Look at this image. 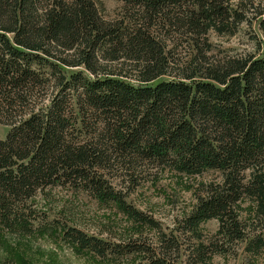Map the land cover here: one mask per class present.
I'll list each match as a JSON object with an SVG mask.
<instances>
[{"label": "trees", "instance_id": "16d2710c", "mask_svg": "<svg viewBox=\"0 0 264 264\" xmlns=\"http://www.w3.org/2000/svg\"><path fill=\"white\" fill-rule=\"evenodd\" d=\"M119 1L117 16L105 20L91 0H0V113L22 108L42 85L30 64L51 70L55 90L0 140V232L31 233L28 202L52 186L85 191L153 227L113 189L111 171L130 180L145 168L216 170L220 181L200 185L171 232L129 250L141 255L138 264H207L246 237L244 199L264 215V18L257 55L213 58L207 32H233L245 21L243 0ZM178 40L192 54L172 73ZM209 219L217 229L204 243L199 225ZM61 238L108 253L74 227L63 226ZM181 238L190 244L181 247ZM261 241L254 236V251Z\"/></svg>", "mask_w": 264, "mask_h": 264}, {"label": "rangeland", "instance_id": "374dc122", "mask_svg": "<svg viewBox=\"0 0 264 264\" xmlns=\"http://www.w3.org/2000/svg\"><path fill=\"white\" fill-rule=\"evenodd\" d=\"M91 1L105 20L114 19L120 11L119 0ZM243 4L245 21L233 32H207L209 55L213 58L257 55L256 42L262 39L259 21L264 18L258 13L264 10V0H243ZM191 54L192 50L184 40H178L169 54L171 72L176 73L178 68L187 64ZM29 66L40 75L42 85L33 97L28 94L22 97V108L0 113V140L10 129L9 123L25 118L29 109L45 103L55 91L54 80L49 76L51 70L43 62ZM108 178L126 205L151 218L156 225L134 223L112 203H100L85 191L52 186L38 192L28 202L30 209L24 212L31 233L0 232V264H138L141 255L130 252V248L136 244L154 245L158 232H171L177 220L195 204V194L201 192L200 185L219 182L220 173L207 170L197 176H185L167 169L145 168L130 180L118 170L111 171ZM253 209L250 201L244 199L241 202L238 218L245 224L246 237L225 244L224 249L210 255L207 264H264V215H256ZM63 226L74 227L101 239L108 245V253L98 257L69 245L61 238ZM216 229L215 219L200 223L201 240L204 243L212 241ZM254 236L262 239L256 251L253 249ZM180 241L183 248L191 242L184 238ZM181 260L182 257L179 264H182Z\"/></svg>", "mask_w": 264, "mask_h": 264}]
</instances>
